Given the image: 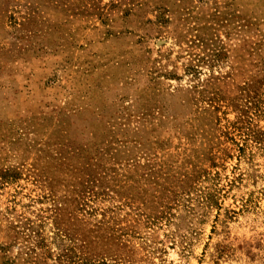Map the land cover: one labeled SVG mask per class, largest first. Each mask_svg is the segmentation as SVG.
Returning a JSON list of instances; mask_svg holds the SVG:
<instances>
[{"label": "rangeland", "instance_id": "rangeland-1", "mask_svg": "<svg viewBox=\"0 0 264 264\" xmlns=\"http://www.w3.org/2000/svg\"><path fill=\"white\" fill-rule=\"evenodd\" d=\"M0 264H264V0H0Z\"/></svg>", "mask_w": 264, "mask_h": 264}]
</instances>
